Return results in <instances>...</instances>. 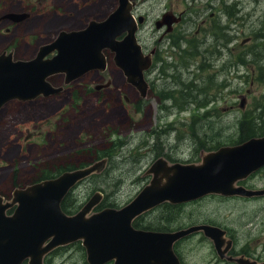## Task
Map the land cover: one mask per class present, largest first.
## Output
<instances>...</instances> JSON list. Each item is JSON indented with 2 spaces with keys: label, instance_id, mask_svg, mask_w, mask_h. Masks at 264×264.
I'll return each mask as SVG.
<instances>
[{
  "label": "rangeland",
  "instance_id": "rangeland-1",
  "mask_svg": "<svg viewBox=\"0 0 264 264\" xmlns=\"http://www.w3.org/2000/svg\"><path fill=\"white\" fill-rule=\"evenodd\" d=\"M131 1L137 4V13L147 16L139 32L142 47L158 45L149 95L140 97L105 51V71L88 72L56 95L8 102L0 109V194L9 198L15 187L53 177L59 167L88 165L107 157L104 170L76 186L62 208L75 213L95 191L103 193L96 209L120 207L149 183L151 174L146 170L158 157L200 162L201 150L240 141L246 133L241 130L245 121L252 136L264 134L260 129L264 126V0H221L222 21H181L172 35L161 39L154 20L163 8L173 3L182 9L191 0ZM117 5V0H0V53L12 51L14 60L32 59L38 47L59 31L79 30L90 20H103ZM7 13L29 17L18 22L2 18ZM48 80L63 85V75ZM107 81H111L108 88L95 89ZM102 149L109 151L107 156L98 155ZM246 185L264 187V171ZM239 216L258 220L243 222L240 228L236 227ZM162 220L176 227L195 223L228 227L235 239L230 254L246 252L264 260V197L208 194L178 205L165 203L136 218L134 225L162 226ZM175 249L183 264H238L221 259L212 240L202 233L182 240ZM46 263L87 261L84 249L76 244L53 253Z\"/></svg>",
  "mask_w": 264,
  "mask_h": 264
},
{
  "label": "water",
  "instance_id": "water-1",
  "mask_svg": "<svg viewBox=\"0 0 264 264\" xmlns=\"http://www.w3.org/2000/svg\"><path fill=\"white\" fill-rule=\"evenodd\" d=\"M117 7L103 20H90L79 30H61L55 38L38 48L30 60H13L12 52L0 54V109L7 102L52 96L63 90L48 77L64 76L65 85L86 73L107 69L104 51L123 73L126 81L144 97L147 83L144 71L152 64V52L145 54L137 41V21L132 15L133 2L117 0ZM27 13H7L2 18L21 21ZM168 15L163 14V19ZM142 22V17H138ZM171 18L157 21L168 27ZM122 36V37H121ZM51 54V57L49 55ZM53 54V55H52ZM96 85V89L106 88ZM244 101L240 106L243 107ZM107 158L67 170L56 177L24 187H16L10 199L0 195V264H45L44 257L57 247L81 241L88 264H180L174 243L194 232L209 237L219 257L238 264H264L244 257L227 256L231 241L225 231L209 224L192 225L174 232L137 229L132 221L163 203H183L207 194L258 196L264 189L251 190L235 183L264 165V136L235 145L222 146L201 154L200 163L168 164L157 159L147 170L150 182L121 208L106 207L89 213L100 203L95 192L75 214H66L61 202L75 184L104 170ZM11 213H7L9 209Z\"/></svg>",
  "mask_w": 264,
  "mask_h": 264
},
{
  "label": "flooded vegetation",
  "instance_id": "flooded-vegetation-1",
  "mask_svg": "<svg viewBox=\"0 0 264 264\" xmlns=\"http://www.w3.org/2000/svg\"><path fill=\"white\" fill-rule=\"evenodd\" d=\"M137 4H134V7L132 8V12L133 14L136 16V18L138 17H142V23L141 24H138V29H137V32H136V37L139 41L140 39V36H139V32H141V28L144 26V24L146 23L147 21V16L145 14H141V13H137ZM224 12V7H223V4L221 2V0H217V2H215V0H191L190 2L188 1H185V4H184V7L182 9H178V6H174L173 3H170L168 5H166L160 16L157 17L154 21H155V27L158 31L161 32L160 34V39L161 38H165L167 37V35H172L175 31H176V28L177 26L181 23V21H196L198 20V18H201L199 21H222L221 20V17H222V14ZM163 14H167L168 16L163 19ZM29 16H27L26 18H28ZM25 18V19H26ZM168 18H171L172 21H177V22H173L170 27L167 26V24H163L161 27H157L156 26V22L157 21H165L166 19ZM200 31V26L198 27L197 29V32ZM141 44V43H140ZM143 48V47H142ZM143 51L144 53H149V52H152V66L145 72L144 74V78L146 80V82L148 83V92H147V96L149 95V93L151 92L152 90V83L149 79V74L152 72L153 68H154V62H155V58L157 57V52H158V45L157 44H153L149 49L148 48H143ZM175 83H178V82H175ZM174 83V84H175ZM111 85V84H110ZM108 88V87H107ZM135 88V87H134ZM102 89H105V88H102ZM136 89V88H135ZM168 91H170V88L168 87L167 88ZM187 89H190V87H187ZM100 90V89H99ZM98 91V90H97ZM137 91V90H136ZM172 91H175L176 90H172ZM146 96V97H147ZM165 96H172L171 93H165ZM126 101L127 100V97H124ZM169 97H167L166 99H168ZM170 130H173V129H170ZM264 135V134H263ZM256 136V135H255ZM262 136V135H260ZM258 137V136H257ZM243 142V141H242ZM238 143H241V142H237V143H232L230 145H235V144H238ZM223 145H229V144H223ZM223 145H219L216 149L214 150H209V151H205V150H201L200 151V155L202 153H205V152H210V151H215L217 150L219 147L223 146ZM201 158V157H200ZM264 171V166H262L261 168H259L257 171L253 172L252 174H250L247 178L239 181L237 184L238 185H241V186H244L246 189H258V188H264V187H252V186H248L246 185V182H248L249 180H251L255 175L261 173ZM50 178H53V177H50ZM67 195V194H66ZM226 197H237L238 199H249V198H258V197H264V195H260V196H241V195H233V196H226ZM64 199V198H63ZM168 203V202H166ZM165 204V203H163ZM170 204V203H169ZM172 205H177V204H172ZM239 219L240 216H239ZM238 219V221H239ZM258 219H241V222H238L237 223V226L236 227H240L242 228V223L244 222V225H246L247 223H251L255 221V223L257 222ZM163 224L162 226H155V227H151V226H146V227H141L143 229H148V230H155V231H161V232H172V231H176L178 229H180L181 227L180 226H167L164 224V221L162 220L161 221ZM196 224V223H195ZM199 224V223H197ZM207 224H211V225H214V226H218L220 227L223 231H225V235L224 237L226 239H229L231 241V248L229 249V251L227 252V256H231L232 258H235V257H244L246 259H249V260H252V261H256V262H262V261H259V260H256V259H253L251 257H248L249 255L246 253V252H242L238 255H234V254H230L231 250L233 249L234 247V236H233V231H232V235L229 233V228L228 227H222V226H219V225H216V224H212V223H207ZM232 230V229H231ZM236 232V231H234ZM198 233H201L198 232ZM196 234V233H195ZM195 234H191L183 239H180L178 240L175 244H174V247H176V245H178L182 240H185V239H188L190 237H192L193 235ZM213 242V241H212ZM78 244L79 247H82L81 246V243L80 242H74V243H71L67 246H64V247H60L58 249H56V251L54 253H57L58 251H60L61 249H65L67 247H70L71 245H76ZM176 251V249H175ZM248 255V256H247ZM179 257V255H178ZM227 261H230V262H234L235 261H232V260H228L227 258L225 259ZM264 261V260H263ZM237 263V262H236ZM108 264H113V261L112 262H109ZM183 264V263H182Z\"/></svg>",
  "mask_w": 264,
  "mask_h": 264
},
{
  "label": "trees",
  "instance_id": "trees-1",
  "mask_svg": "<svg viewBox=\"0 0 264 264\" xmlns=\"http://www.w3.org/2000/svg\"><path fill=\"white\" fill-rule=\"evenodd\" d=\"M219 30L221 31V28H219ZM216 31V29H214V32ZM216 35L217 36H219L218 35V33H216ZM173 43H176L175 41H173ZM191 44H190V48H191V50H193L194 48H195V45L192 43V42H190ZM213 51H216V49H215V47H214V50ZM191 52V51H190ZM189 55V54H188ZM241 59H240V61L242 60L243 62H244V59L242 58V57H240ZM246 123H247V121H245L244 123H242L241 124V130H243V131H245L246 133H245V135L240 139V141H242V140H245V139H247L248 137H250V136H252L253 134H252V132H253V129H252V127H249V126H246ZM264 128V126H262V127H260V129H263ZM108 152L109 151H107L106 149H102V150H100V151H98V155L99 156H107V154H108ZM94 156V155H93ZM98 159H100V158H98ZM79 166H84L85 164L84 163H81V164H78ZM72 168H75V165H66V166H64V167H59V168H57V172L58 173H61L62 171H65V170H70V169H72ZM40 179H42V178H40ZM40 179H38V180H40ZM69 197V194L67 195V197H65V199L63 200V202H62V207H63V205H65V204H63V203H65V201H66V199ZM106 206H110V205H106Z\"/></svg>",
  "mask_w": 264,
  "mask_h": 264
},
{
  "label": "bare ground",
  "instance_id": "bare-ground-1",
  "mask_svg": "<svg viewBox=\"0 0 264 264\" xmlns=\"http://www.w3.org/2000/svg\"><path fill=\"white\" fill-rule=\"evenodd\" d=\"M181 64H182V62H181ZM170 67V66H169ZM175 71V70H174ZM179 72V71H178ZM186 75V74H185ZM191 78H192V76H191ZM181 89V88H180ZM165 102V101H164ZM175 109V108H174ZM143 141V140H142ZM142 141H141V143H142ZM138 145H139V143H138Z\"/></svg>",
  "mask_w": 264,
  "mask_h": 264
}]
</instances>
